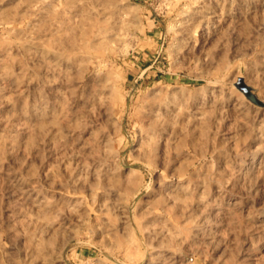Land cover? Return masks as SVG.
<instances>
[{
    "label": "rangeland",
    "instance_id": "rangeland-1",
    "mask_svg": "<svg viewBox=\"0 0 264 264\" xmlns=\"http://www.w3.org/2000/svg\"><path fill=\"white\" fill-rule=\"evenodd\" d=\"M0 264H264V0H0Z\"/></svg>",
    "mask_w": 264,
    "mask_h": 264
}]
</instances>
